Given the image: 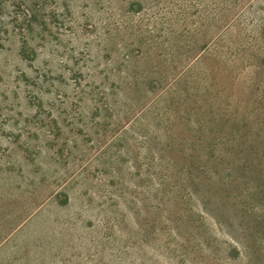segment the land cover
<instances>
[{"label": "rangeland", "instance_id": "1", "mask_svg": "<svg viewBox=\"0 0 264 264\" xmlns=\"http://www.w3.org/2000/svg\"><path fill=\"white\" fill-rule=\"evenodd\" d=\"M0 264H264V0H0Z\"/></svg>", "mask_w": 264, "mask_h": 264}]
</instances>
